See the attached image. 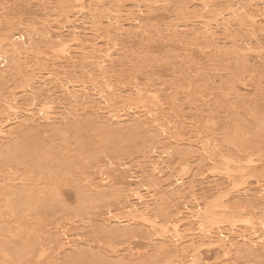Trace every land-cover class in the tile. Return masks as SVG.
Here are the masks:
<instances>
[{
	"label": "rangeland",
	"instance_id": "1",
	"mask_svg": "<svg viewBox=\"0 0 264 264\" xmlns=\"http://www.w3.org/2000/svg\"><path fill=\"white\" fill-rule=\"evenodd\" d=\"M263 223L264 0H0V264H264Z\"/></svg>",
	"mask_w": 264,
	"mask_h": 264
},
{
	"label": "bare ground",
	"instance_id": "2",
	"mask_svg": "<svg viewBox=\"0 0 264 264\" xmlns=\"http://www.w3.org/2000/svg\"><path fill=\"white\" fill-rule=\"evenodd\" d=\"M144 211V210H143ZM173 223V222H172ZM263 225V227H264V223L262 224ZM173 229L175 230V231H177V225L176 224H174L173 226ZM200 227V226H199Z\"/></svg>",
	"mask_w": 264,
	"mask_h": 264
}]
</instances>
